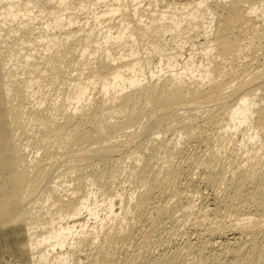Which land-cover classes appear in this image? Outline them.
<instances>
[{
	"label": "bare ground",
	"instance_id": "1",
	"mask_svg": "<svg viewBox=\"0 0 264 264\" xmlns=\"http://www.w3.org/2000/svg\"><path fill=\"white\" fill-rule=\"evenodd\" d=\"M256 1L0 0V101L4 106L0 113L9 111L0 120V223L13 219L20 224L2 242L4 246L10 238L11 242L23 239L13 251L20 264H51V260L71 264L76 257L84 259L81 264L174 261L178 251L163 253L153 261L139 247L129 251L133 240L141 246L146 237L126 225L129 215L147 225L155 212L146 211L160 184L158 176L164 174L166 181L178 178L184 170H155L152 159L156 157H147L143 143L133 150L128 147L142 139L151 123L143 132H131L126 140L116 138L128 126L143 124L145 117L152 119L153 115L159 135L171 121L180 126V133L190 135L199 126L234 135L247 128V137L242 131L236 149L242 150L249 165H234L238 154L229 152L225 157L233 164L231 169L215 173L214 166L225 158L222 150L233 142L228 137L223 149L204 159L200 177L214 192L225 185L220 204L236 218L230 224L221 218L206 231L198 226V237L186 240L185 246L197 253L195 264H264V174L253 175L248 170L264 160V68L253 70L244 63L241 70L248 73L247 78L232 84L236 78L228 82V70L222 66L238 62L249 48L246 40L252 42L259 32L264 34V0ZM200 36L205 41L197 44ZM256 47L264 57V42ZM218 59L219 67L214 65ZM37 84H47L48 89L56 84L66 91L51 101L37 99ZM191 104L212 107L186 114ZM30 130L33 143L28 144L29 137L24 145L23 138L28 136L24 134ZM249 142L256 148L249 147ZM34 143L42 148V156L30 155ZM140 150L143 157L138 162L142 158L144 162L139 164V176L147 186L137 192V203L124 204V195L113 189L114 193L105 179L107 183L101 185L105 197L99 200L100 176L88 168L103 163L107 174L115 172L121 157ZM59 156L67 163L68 173H75L60 183L74 182L72 191L66 188L70 186L60 190L57 182L58 187H51ZM185 172L193 184V171ZM40 201L45 212L38 210ZM187 201V208L193 209V199ZM156 210L160 220L174 219L171 207L162 205ZM81 215L86 219L76 221ZM151 221L147 232L158 223ZM101 235L103 241L97 242ZM79 250L86 254L78 255Z\"/></svg>",
	"mask_w": 264,
	"mask_h": 264
},
{
	"label": "rangeland",
	"instance_id": "2",
	"mask_svg": "<svg viewBox=\"0 0 264 264\" xmlns=\"http://www.w3.org/2000/svg\"><path fill=\"white\" fill-rule=\"evenodd\" d=\"M84 15L82 14V16H84ZM263 38H264V34H261L259 32L257 37L252 42L246 40V43L248 44L249 48L246 50V53L243 54L242 58L236 59L238 62L234 61L232 63L234 66L232 64H229V63L227 64V62L222 63V66H225V70H228V73H229V75L226 78L228 82H230V81L232 82L233 79L236 78L235 81L232 82V84L237 83V81L244 79L245 75L246 76L248 75V73H246L244 70L243 71L246 74L241 70V69H244L243 67L245 66V64L249 63L250 69H253V70H258V69L264 68V57L262 55V51L258 50L256 47L258 44H262L264 42ZM204 41L205 40L203 39V37L200 36L199 39L197 40V44H200ZM255 44H256V46H255ZM186 49H188V50L190 49L189 44L186 45ZM200 57L201 56H199V58ZM184 59H185V56L182 57L181 61ZM218 62H220V63L218 64ZM220 64H221L220 59L216 60V62L214 63V65L217 67H219ZM4 71H6L8 73L7 70H4ZM233 75H234V77H232ZM245 78H247V77H245ZM38 85L39 84L35 85V87H36L35 88V91H36V97L35 98H37V99L47 98L48 101L49 100L51 101L54 98H57L60 93L66 91V89L64 87H59L56 84L54 87L49 86L50 89H48L47 84L40 85V87H38ZM66 85L67 84H64V86H66ZM56 91H58V92H56ZM227 91H228V89H227ZM46 93H48V95H46ZM56 93H58V94H56ZM258 93H259V97L263 96V94L261 92H258ZM260 93L262 94V96H260L261 95ZM14 103L16 104V102H14ZM189 107L190 108L188 109L186 114L191 113L194 110H195L194 113L199 111V110L201 112L203 110L206 111V110L211 109L212 106L209 107L208 104H202V105L195 107L194 104H191V106L189 105ZM3 108H4V106L0 101V111H2ZM4 111H6V113H0V120L2 118L8 117V115H9L8 110H4ZM205 115H207V114H205ZM119 116H123V115H119ZM148 118H150V116L144 118L143 124H145V125L139 124L137 126V124H136L134 126L132 125L133 127L128 126L124 131H121L122 134L119 133L118 137L116 136V138L126 140V139H128V135L131 132L132 133L139 132V131L143 132V131H141V129L143 130L144 126H147L149 123H151L150 127H149V131L142 135V139L144 138L143 139L144 141L141 139V137H139L140 140L137 138V141L135 140L136 142L129 143L128 147H132L131 149L133 150V148L135 149L134 146L136 144L138 145V143H139V145H142V143H143L142 148L145 149V153H146L147 157L149 158L151 156V154H152V156L155 155L154 158L156 157V159H154V161L152 159L153 169L157 170V169L162 168L161 170H158L160 172H163L164 171L163 169H165V168H170L171 170H173V169L176 170L180 167V168H184L185 171H188L190 169L193 171L192 177H193V180L195 183L193 182V184H192L189 182V177H191V175L189 176L186 174V172L184 173V170H183V173H180V176L178 178H174V179L171 178L169 180L167 179L166 181L163 180L164 174L160 173L161 175L158 176V178H159L158 181H160L158 183H160V184L158 185V188H156L157 189L156 191L158 193L156 192V195L153 197L154 199L152 200L153 203L152 204L150 203L151 205H149V208H148L149 210L146 211V212H154L155 211L154 213L150 214L149 221L152 220L151 222H153V221L155 222V220L156 221L158 220V223L156 222L155 229L147 232V230L149 229V227L147 226L149 224V221L147 222V225H145L146 224L145 222L140 223L138 221V218L134 214H130L128 217L129 219H127L125 221L126 225L128 224L127 226L135 229L137 234H144L145 233L146 237H144V243H142L143 245H141V246H139L137 244V242L133 240L130 243L131 245L129 247V249H130L129 251H133L134 249H137V247H139L138 248L139 251L141 250L144 254L146 253L147 259L148 260L150 259L152 261L155 260L157 257H159L163 253L172 254V253H175L178 251L179 253L177 252L178 254L176 255V258L174 259V261L169 262V264H195V260L198 259L197 258L198 255H197V253L189 251V249L185 246L186 245L185 243L188 240H194L198 237L197 232H195L196 229H199L198 226L201 229H204L206 231L208 227L215 225L216 222L218 220H220L221 218H223L222 219L223 221L227 220L225 222H227L229 224L232 221H234V219L236 218V215H234V213H231L232 212L231 210L226 209L227 207L225 205H222V203L220 204L222 199H224L222 197H224L223 194H224L225 185L221 184V189L214 192L211 189H209L207 186H205V184L203 182H201L200 177H201V171L203 169L202 163L206 157H211L212 154L223 149V146L225 144H227L226 141L229 137L232 139L234 138L235 140L233 139V142H231L227 146L226 150L224 149L225 152H224V150H222L224 153L222 155L225 157L226 154L229 155L230 153H237L238 154V155H236L237 158L233 159L232 163L236 160L235 164L233 163L234 165H236V163L238 162L237 165H240V166L242 165L243 167H245V166L247 167V165H249V164L246 160H244L246 158V155L244 157L243 156L244 153H241L242 150L236 149V148H238V146L236 144L239 145V143L237 141H239L243 137L242 131H244V135L247 137L246 133H248V130H247V128H245L244 130L242 129L241 131L239 130V132H237V134L234 135L232 133H229L228 130L225 131L224 129L219 130L216 127L211 128V127H206V126H199L195 131L193 130L194 132L192 133V135H190V134H186L183 132L180 133L181 130H177V129H180V126H178V124L176 122L175 123L173 122V124H172V121H171L170 122L171 124L167 123V125L169 124V125H171V127H172V125H174L173 126L174 128H171L169 125L168 126L165 125V127L160 129V130H162V132L159 135V134L155 133L158 130L157 127H155L156 117L153 115L152 119L150 118L151 120ZM110 119L112 121L115 120V119L109 118V120ZM152 120H154V121H152ZM176 125H177V127H176ZM163 129L164 130L166 129V130L164 131ZM123 132L127 133V135H125V133H123ZM224 132L226 134H228V133L229 134L224 135ZM26 133L27 134H24V135H28V136H26V137L24 136V138H23L24 139V145H26V142H28L25 139L28 138L27 140H30L29 137H31V140L28 142V144L31 145V143H33V140H32L33 137L31 136L33 134L32 130H30ZM208 133H209V135H206ZM214 133H218V134L216 135ZM184 134H186V135H184ZM212 136H213V138L210 139L209 137H212ZM203 139H206V140H203ZM113 140H115V138ZM141 140H142V142L140 143L139 141H141ZM165 142H167V143H165ZM166 145L168 146V148ZM251 145L253 146V143L249 142V147H251ZM38 148L39 147H36V144H35V146L34 145L30 146L29 147V149L31 150L30 155L34 156V154H35V157L36 156H38V157L42 156L43 154H41V153H43V150H42V148L41 149L40 148L38 149ZM153 148L156 150V152H155V150H153ZM156 148L157 149L160 148L159 151ZM251 148H256V145H254V147H251ZM184 150L187 151L188 154H187V152L185 153ZM166 151H168V152H166ZM182 151L184 153L179 154V152H182ZM139 152H141V150L136 151L133 154V156L126 154V157L125 156H123L124 158L121 157L122 159H121L120 163H118L119 164L118 167H120V168H118L116 166L118 169L116 168L117 170L115 169V172L109 170V173L107 174L108 170L105 169V165L104 166L102 165L103 163L102 164L96 163L97 164V165L95 164L96 168L95 167H93V169L88 168V170H89V171L87 170L88 172H90V170L92 172L95 169V171H94L96 173L95 176L97 178H98V176H100L99 179L103 182L102 183L100 180L97 181V183H98L97 187L100 186L99 192H101V194H102L101 195L99 193V200H102L105 197V192L102 191V188H105V187H102V186H105V184L107 183L105 181L109 180L108 182L110 183V185L115 186L114 185L115 183H116V185H118V186H116L117 188L112 186V190L113 189L116 191L119 190L118 193H122L124 195L123 196V199L125 200V201L123 200L124 204H126V205L132 204V206H134L137 203V200H138L136 197L137 192L139 193L141 190H143L147 186V181L144 182V183H146V185H143L144 184L143 179H141V176H139L140 175L139 173L141 170L139 168L142 167L140 165H141V163L143 164V162H144L143 158H142V161L140 163L138 162V160L141 157H143L142 152L141 153H139ZM205 153H207V154L209 153V154L207 155ZM140 154H141V156H140ZM223 156H222V159H223ZM61 157L62 156H59V158L57 159L56 164H58V165H56L57 167L55 166L56 168L55 167L53 168V172L51 174L52 177L50 176L51 180H52L51 187H54L56 182L60 184L63 180L68 181L70 179V177L75 176V173H71V172L68 173V170H69L67 167L68 165H66L67 163L64 162V158L63 157L61 158ZM114 158H119V157L115 156ZM228 160L229 159H227L225 157L223 160H221L219 162V164L216 165V167L214 166V170H215L216 174L221 172L223 170V168L224 169L225 168L231 169L233 164L230 165L231 162H229L230 160L229 161ZM195 163H196V165H195ZM102 169L106 170V171L104 170V172H105L104 174H103ZM250 169H251V174H253V175L264 174V160H262L258 164L256 163L254 165L248 166V170H250ZM63 171H64V173H63ZM112 172L115 174L113 175ZM110 173H112V174H110ZM59 174H60V176H59ZM108 176L109 177L115 176V177H112L115 179H112L111 177L109 178ZM104 179H105V181H104ZM110 180H111V182H110ZM197 180L199 181V183ZM63 186H70V187H66V188H70L72 191V189L74 188V182L73 183L67 182L64 185L60 184V187H59L60 190L62 189ZM55 187H58V186H55ZM158 189H160V190H158ZM46 190H49V188H47ZM116 191H114V193ZM106 193H107V191H106ZM111 194H113V193H111ZM43 195L45 196V193ZM132 196H133V199H132ZM213 196H215V197H213ZM216 197L218 198V200H216L217 199ZM42 198H41V201H42ZM187 198L193 199L194 204H195L193 209L187 208L188 207ZM130 199H132V200H130ZM216 201H218V202H216ZM40 202H38L39 205L37 204L38 210L41 212H45L46 210L43 207L44 205L42 204V202L41 203ZM154 204L157 206V207L155 206L156 208H159L162 205H165L166 207L169 206V208L171 207V209H173L171 211L174 212V213L172 212L173 215L175 214L174 219L173 220H170V219L160 220L158 218L157 213H156L157 212L156 208L155 207H154L155 209L153 208ZM119 206L120 205H118L117 207L119 208ZM43 209H44V211H43ZM105 209H107V208H105ZM105 211L106 210H103L102 213H104ZM105 213L103 215H105ZM220 214H222V215H220ZM12 215H16V214H12ZM43 216L47 217V215H45V214ZM85 216L86 215H81V216L77 217L76 221H78V222L84 221V219H86ZM229 221H231V222H229ZM17 223L18 222L14 221L13 219L4 220V223H0V243H1V245L3 244L2 242L5 241L4 238L9 233V231H12L15 227L20 225ZM110 224L115 226L114 222H110L109 225ZM40 228L43 230L46 229V228L42 227V225L40 226ZM40 228H39V230H40ZM247 236H248L247 238L250 237V235H247ZM2 237H3V239H2ZM101 237H103V238H100L99 240H97V242L101 241V239L103 241L104 236L101 235ZM18 241H20V243H18ZM22 241H23V239L19 238L15 242L14 241L11 242V238H10L7 241L8 243L5 242L4 246L2 245L0 247V249L1 248L3 249V251H2L3 253H0V256L2 255L0 257L1 260H2V258L4 259V260H2V264H13V263L14 264H20L19 263V257L17 255L13 254V251H14L15 245L21 244ZM82 249H83V247H82ZM78 252H79L78 255H81V253L86 254L83 250H79ZM121 252L122 251H120V250L118 251V255H120L119 257L124 256V254ZM16 257H18V258L16 259ZM14 258H15V260H14ZM81 259L84 260L83 258H81ZM81 259L76 257L74 260L76 261V264H77V262H78V264H81ZM75 261L74 262L71 261V264H75ZM52 262H53V260H51V264H57V263H54V262L52 263Z\"/></svg>",
	"mask_w": 264,
	"mask_h": 264
}]
</instances>
